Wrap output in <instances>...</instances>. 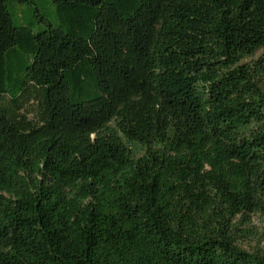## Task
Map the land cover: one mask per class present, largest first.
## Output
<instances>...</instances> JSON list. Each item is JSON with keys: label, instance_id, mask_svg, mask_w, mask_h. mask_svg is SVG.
Wrapping results in <instances>:
<instances>
[{"label": "trees", "instance_id": "trees-1", "mask_svg": "<svg viewBox=\"0 0 264 264\" xmlns=\"http://www.w3.org/2000/svg\"><path fill=\"white\" fill-rule=\"evenodd\" d=\"M255 215L264 0H0V264H264Z\"/></svg>", "mask_w": 264, "mask_h": 264}, {"label": "rangeland", "instance_id": "rangeland-1", "mask_svg": "<svg viewBox=\"0 0 264 264\" xmlns=\"http://www.w3.org/2000/svg\"><path fill=\"white\" fill-rule=\"evenodd\" d=\"M40 6H44L45 9V13L46 16L50 19H53V8L47 4V3H43V2H39ZM30 11H26V15L24 17V13L17 11L16 14L14 13V21H16L17 17L19 19L22 20H28V17ZM261 54V51L257 52L253 57H251L250 59H247L246 61H250V60H256ZM251 227L253 229V231L256 233V235L253 238H249V239H244L242 241H239L240 246L250 252H253L255 249H263L264 251V237H262V231H263V227H264V221L261 217L259 216H253L252 217V223H251Z\"/></svg>", "mask_w": 264, "mask_h": 264}]
</instances>
